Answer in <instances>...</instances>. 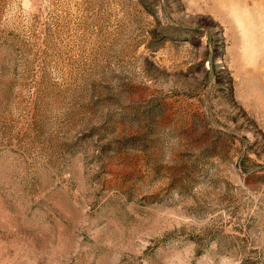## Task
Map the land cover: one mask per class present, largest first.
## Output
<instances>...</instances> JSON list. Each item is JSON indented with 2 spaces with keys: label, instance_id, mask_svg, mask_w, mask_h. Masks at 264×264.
<instances>
[{
  "label": "rangeland",
  "instance_id": "1",
  "mask_svg": "<svg viewBox=\"0 0 264 264\" xmlns=\"http://www.w3.org/2000/svg\"><path fill=\"white\" fill-rule=\"evenodd\" d=\"M0 264H264V0H0Z\"/></svg>",
  "mask_w": 264,
  "mask_h": 264
}]
</instances>
